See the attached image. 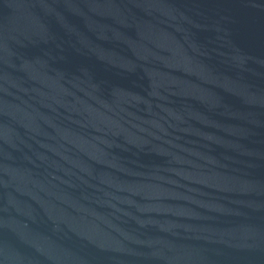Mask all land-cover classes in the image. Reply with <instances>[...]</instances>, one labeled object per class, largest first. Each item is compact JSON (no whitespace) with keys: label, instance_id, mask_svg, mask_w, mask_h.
<instances>
[{"label":"water","instance_id":"water-1","mask_svg":"<svg viewBox=\"0 0 264 264\" xmlns=\"http://www.w3.org/2000/svg\"><path fill=\"white\" fill-rule=\"evenodd\" d=\"M0 264H264V0H0Z\"/></svg>","mask_w":264,"mask_h":264}]
</instances>
